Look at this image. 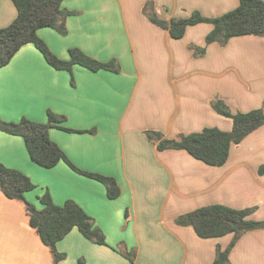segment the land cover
<instances>
[{
    "label": "crops",
    "instance_id": "1",
    "mask_svg": "<svg viewBox=\"0 0 264 264\" xmlns=\"http://www.w3.org/2000/svg\"><path fill=\"white\" fill-rule=\"evenodd\" d=\"M238 2L63 0L62 7L74 12L65 20L66 33L45 27L38 36L61 59L78 48L102 62L115 60L118 71L56 70L32 44L0 68V119L45 123L49 112L63 116L64 126L84 132L50 128L49 138L76 167L111 176L120 188L109 199L103 184L63 162L43 168L29 158L21 137L0 131V162L36 186L25 200L40 209L45 190L55 204L72 200L104 235L105 245L97 244L72 229L56 243L64 254L56 264H212L216 246L225 249L233 234L200 238L191 226L177 224L178 216L220 204L264 220V124L232 144L221 166L182 149H157L162 139L179 140L205 127L230 131L232 120L212 107L216 99L233 113L264 111V35L206 44L213 26L203 22L175 39L143 7L149 3L170 22L195 11L216 17ZM16 14L11 0H0V28ZM202 47L204 53L195 55ZM28 219L24 202L0 191V264H53ZM131 248L132 261L126 257ZM228 264H264V228L242 233Z\"/></svg>",
    "mask_w": 264,
    "mask_h": 264
},
{
    "label": "trees",
    "instance_id": "2",
    "mask_svg": "<svg viewBox=\"0 0 264 264\" xmlns=\"http://www.w3.org/2000/svg\"><path fill=\"white\" fill-rule=\"evenodd\" d=\"M63 0H11L17 14L10 24L0 28V68L5 66L25 44H32L44 60L56 70L71 72L74 65L91 71L100 69L118 71L115 60L102 62L96 60L78 48L68 50V59L54 55L37 31L49 27L60 34L66 33L65 20L73 11L62 7ZM149 3L143 11L148 19L165 29L172 38H181L188 26L210 23L213 27L205 37V43L218 41L225 44L230 38L264 35V1L239 0L237 7L216 17H205L193 12L187 18L172 19L170 22L156 16ZM204 48H195V55H202ZM213 109L220 115L232 120L230 131L216 127H205L199 132L182 134L179 140L162 139L157 144L158 150L182 149L193 158L210 166L225 163L232 144L239 143L246 135L264 124V111L260 108L248 112H231L219 99L212 102ZM65 118L49 112L45 123L30 121L26 118L18 122L0 119V131L23 139L29 158L43 168H52L59 162L65 163L73 171L92 178L103 184L109 199L119 196L120 188L111 176L85 171L76 167L64 151L49 138L50 128H59L68 132H84L70 129L62 123ZM93 133L94 130H86ZM148 137H160L158 132H146ZM264 173V165L259 168ZM35 184L23 172L9 168L0 162V191L9 199L23 201L28 215L29 226L41 242L52 252L53 264L64 258L57 252L56 243L76 228L86 239L105 245L101 230L77 203L66 200L55 204L47 190L39 197L42 208L37 209L25 200V193L35 189ZM249 209H234L225 205L211 204L184 213L175 219L183 226H191L200 238H216L233 234V239L225 249L216 246V255L212 264H228V254L239 236L250 230L264 228V220L257 221L248 217ZM126 257L132 261L133 254Z\"/></svg>",
    "mask_w": 264,
    "mask_h": 264
},
{
    "label": "rangeland",
    "instance_id": "3",
    "mask_svg": "<svg viewBox=\"0 0 264 264\" xmlns=\"http://www.w3.org/2000/svg\"><path fill=\"white\" fill-rule=\"evenodd\" d=\"M132 251H133V249L131 248L130 250H129V253H132ZM134 252V251H133Z\"/></svg>",
    "mask_w": 264,
    "mask_h": 264
}]
</instances>
